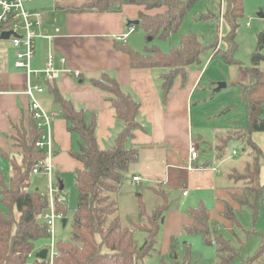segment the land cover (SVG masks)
I'll use <instances>...</instances> for the list:
<instances>
[{
    "label": "trees",
    "instance_id": "obj_1",
    "mask_svg": "<svg viewBox=\"0 0 264 264\" xmlns=\"http://www.w3.org/2000/svg\"><path fill=\"white\" fill-rule=\"evenodd\" d=\"M195 1L91 0L71 10L104 12L119 9L125 4L143 6L144 10L138 16V26L146 34L143 51L133 49L128 44H116V48L129 55L132 68H148L158 72L162 98L166 102L176 78H186L189 66L200 63L201 54L208 48L215 51L218 44L217 39L211 45H204L192 31L182 34L179 44L168 51L155 43L168 40L178 33ZM244 17L245 0H225L223 19L227 31L222 38L225 48L219 47L216 52L238 64L249 75V82L243 86L242 92L247 122L216 133L215 153L216 159L221 161L230 155L231 145L240 142L253 157L243 170L233 169L230 173L233 180L245 183L241 192H233L231 198L239 206L250 208L256 218L261 206L264 210V182L261 180L264 151L252 139L254 132H264V71L260 67L264 63V27L256 35L257 44L251 53L250 65H245L234 58L239 48L237 35L240 20ZM89 81L108 93L106 99L115 109L122 126L114 143L101 148L96 137V113L76 107L70 98L61 94L54 82L48 84L54 102L60 107L58 115L67 121L69 131L79 137L81 145L72 155L83 164L73 172L78 202L72 211L71 238L57 240L60 256L54 260V264H137L156 247L162 217L170 206L169 193L161 184L149 187L162 198V202L149 213L140 194L138 220L131 227L122 225L118 193L127 179L130 165L140 157L139 148L132 142L135 131L147 128L139 117L141 102L130 92L124 91L114 76L103 72L99 78ZM14 128L16 134L12 139L18 152L11 154L0 150V155L9 161L11 167L8 180L0 168L3 204V208L0 207V264H50L47 258H37L36 254L30 256L37 241L50 238L48 227L41 217L48 207V201L42 198L40 189L31 186L33 168L44 165L47 158V152L36 145L43 130L38 127L32 109L27 124L22 123L20 127L14 125ZM58 182L63 188L55 196L56 210L67 218L70 209L61 197L64 182L60 179ZM188 213L192 223L185 226V233L200 235L204 244L215 245L217 264H234L240 254L218 230L219 226L212 225L208 207L200 203L188 208ZM222 215L234 226L241 227L236 208L228 200L224 202ZM136 231L147 234L142 244L135 239ZM259 235L261 244L258 250L248 258H241L240 264H264V229ZM174 246L172 243L171 256ZM191 256L189 244L182 261L174 260L170 264H190Z\"/></svg>",
    "mask_w": 264,
    "mask_h": 264
},
{
    "label": "crops",
    "instance_id": "obj_2",
    "mask_svg": "<svg viewBox=\"0 0 264 264\" xmlns=\"http://www.w3.org/2000/svg\"><path fill=\"white\" fill-rule=\"evenodd\" d=\"M89 1L91 0H54L50 10L42 11L44 20L40 28L41 36L35 39L32 68L44 69L49 53L53 52L55 65L60 70L54 84L63 96L73 101L76 107L96 113V137L101 148L110 147L114 143L122 123L117 119L115 109L106 99L108 93L94 86L89 79L99 78L103 72H107L117 79L124 91L130 92L141 102L139 117L147 130L135 131L132 142L139 148L140 157L137 162L130 165L125 182L140 188L145 185L146 191L157 197L153 199L151 205L145 204L149 213L162 202V198L149 187L161 184L169 193L170 206L161 221L162 241L160 228L158 242L153 251L161 245V253H167L173 261L182 260L190 244L183 242V239L192 237L186 236L188 234L184 230L185 226L192 223L188 208L196 207L200 203L205 204L209 209L212 225L219 226L218 230L221 233L224 229H229L230 225L227 224L229 220L222 215L225 200L235 206L236 212L244 208L231 198V194L239 192L243 184L233 180L230 173L233 169L243 170L248 162H252L253 157L245 149L244 155L237 157L238 152L233 150L228 157L218 161L215 143L213 150L208 154L199 152L195 161L196 169L187 170L189 146L191 141H196L192 117H190V99L199 86L198 81L205 66L202 70H188L186 78L177 77L167 101L164 102L158 72L148 68H132L129 55L116 48V44H128L133 49L143 51L146 36L144 42L143 34L138 32L140 28L138 24H134L135 30L129 34L125 42L117 40L116 36L128 32L129 22L139 20V12L144 10V7L125 4L113 11L71 10ZM248 23L251 26V23ZM263 27L264 18L257 33ZM56 28H59L58 32ZM45 35H52L53 38L49 39ZM15 60L16 50L12 46H9L5 52L0 51V150L11 154L18 152L12 139L16 134L14 125L17 127L22 123L26 125L31 109L30 98L22 93L27 81L26 72L15 67ZM260 67L264 71V63ZM76 72H79V77L76 76ZM245 78L244 80L247 81L246 75ZM31 80L35 83L41 81L36 76H32ZM48 84L45 83L44 92L37 93L36 96L45 110L55 116L53 162L56 165L57 180H63L60 178L62 174L74 172L75 169L83 166L72 155L76 148L79 150L81 143L79 137L69 131L67 121L58 115L60 107L54 102ZM225 130L220 129L216 133ZM261 133L263 132H254L252 139L264 151ZM198 136L200 142H204L205 137ZM134 176H140L142 181L134 182ZM131 193L137 195V203L132 208L129 224L124 222L121 214L122 225L126 227H131L138 220L139 195L145 196L144 193L135 191ZM235 227L233 225L231 229ZM146 237L147 234L144 240ZM172 243L175 245L173 256H171ZM212 246L216 249L215 245ZM212 258L214 255L211 256ZM170 263L164 262V264ZM214 264H217V249Z\"/></svg>",
    "mask_w": 264,
    "mask_h": 264
},
{
    "label": "rangeland",
    "instance_id": "obj_3",
    "mask_svg": "<svg viewBox=\"0 0 264 264\" xmlns=\"http://www.w3.org/2000/svg\"><path fill=\"white\" fill-rule=\"evenodd\" d=\"M53 1L54 0H35L25 5L30 10L45 12L50 10ZM261 11L264 12V0H245V17L240 20V27L237 35L239 48L234 56L235 59L242 61L245 65H250L251 53L254 51L257 44L256 33L261 28L263 21V18L258 15ZM221 16L219 0H196L183 20L178 33L168 40H160L155 43L160 45L165 51H168L170 48L179 44L182 34L192 31L204 45H211L218 39L216 50L219 47L224 49L225 45L222 38L227 31V25L223 19V24L220 27ZM248 22L251 23V26H247ZM138 32L143 34V41L145 42L144 31L138 28ZM9 46H12L10 40L0 39V51L3 50L5 52ZM216 50L214 51L212 48L206 49L200 56V63L191 64L188 68V70H202L205 66L198 81L199 86L193 92L194 94L192 93L193 97L191 96L190 99V117H192L193 122L194 138L196 142L199 143L200 154L205 153V155L208 154L210 150H213V146L216 143L215 133L218 130H225L231 125L245 124L247 122L242 92L243 86L249 82V75L242 71L238 64L226 60L222 54L216 52ZM245 75L247 76V81L244 80L246 79ZM220 83H225L226 86L217 89ZM261 134L264 141V132ZM198 135H203L205 137L204 142H200ZM244 149L245 146L240 142L233 143L230 147L231 152L233 150L238 152L237 157L244 155ZM74 151H78V148ZM202 158L204 157L202 156ZM0 168L8 180L11 175V167L9 161L2 155H0ZM60 178L63 179L65 185L61 197L68 203L70 212L67 215V224L65 226L61 220H57L55 237L56 240H69L71 238L73 222L72 211L77 206L78 191L75 187L73 172L64 173ZM261 180L264 182V165L261 170ZM48 182V178L43 174H32L31 176V186L34 189L38 188L40 191H43L47 187ZM240 182L245 184L243 181ZM145 188V185L140 188L133 186L129 182H125L122 186L118 193V199L120 214H122L125 223L130 221L132 208H134L133 206L137 203V195L132 194L131 191L144 193L145 196L142 197V200L145 204L151 205L153 199L157 198L153 193L147 192ZM239 192H241V188ZM0 207L3 208L1 196ZM237 219L241 228L236 226L232 231L231 227H233V225L231 222L227 221L230 228L224 229L222 232L223 236L230 241L231 245L240 254V257L235 260L234 264H240L241 258H248L258 250L261 244L259 232H262L264 229L263 207H260L256 218L250 208L244 207L241 211L237 212ZM162 234L163 226L160 232L161 241ZM145 235L146 233L144 231H137L135 233V239L139 244L144 242ZM191 236V238L187 237L183 239V242H188L191 245V263L214 264L215 247L204 244L200 235ZM50 243L51 238H44L37 241L34 255L39 249L49 246ZM161 243L162 242H160V244ZM161 251L160 245L156 251H153L137 264H164V262L170 263L173 261L167 253H161ZM212 255H214V258L211 259Z\"/></svg>",
    "mask_w": 264,
    "mask_h": 264
},
{
    "label": "built area",
    "instance_id": "obj_4",
    "mask_svg": "<svg viewBox=\"0 0 264 264\" xmlns=\"http://www.w3.org/2000/svg\"><path fill=\"white\" fill-rule=\"evenodd\" d=\"M33 1L35 0H0V34L5 31L12 32L8 40H10L12 47L16 50L14 65L16 68L24 70L27 76L26 86L22 93L30 98L31 109L34 112L37 125L43 130L41 138L37 141L36 145L47 152V158L44 165L35 166L32 172L33 174L45 175L49 181L45 190L41 191L42 198L48 201V207L43 211L41 217L48 227L51 238L50 245L44 247L48 249L47 259H49L50 264H54V260L60 256L55 237L56 223L57 220H61L63 223V219L65 218L62 212L56 210L55 205V196L60 191V184L58 180H56V165L53 162L55 153L53 123L55 116L45 110L36 94L44 92L45 83L55 82L60 70L55 65L53 52L49 53L44 69L35 70L32 68L31 62L35 54V39L41 36L40 28L44 20V13L42 11H33L26 7V3ZM219 1L222 14L220 18L221 27L223 24L225 0ZM247 25L249 26L250 24L247 23ZM134 30L135 25L130 24L128 32L116 36V39L125 42L129 34ZM56 31L58 32L59 28H56ZM45 36L49 39L53 38L52 35ZM62 61H65V59H62ZM32 76L40 78L41 81L38 83L33 82L31 80ZM76 76H80L79 72H76ZM235 153L234 151V154ZM198 156V143L196 141H191L189 146V160L186 166L187 170L196 169L195 161L198 159ZM133 181L140 183L142 178L140 176H134ZM34 252L35 251H33L30 256H32Z\"/></svg>",
    "mask_w": 264,
    "mask_h": 264
},
{
    "label": "water",
    "instance_id": "obj_5",
    "mask_svg": "<svg viewBox=\"0 0 264 264\" xmlns=\"http://www.w3.org/2000/svg\"><path fill=\"white\" fill-rule=\"evenodd\" d=\"M258 15H259L261 18H264V12H263V11L259 12ZM139 22H140V21L137 19V20H132L131 22H129V24H131V23H132V24H139ZM11 33H12V32H10V31L2 32V33L0 34V39H2V40H8V39L10 38ZM149 39H151V38H149ZM224 86H226L225 83H220L217 89H220L221 87H224ZM60 188L62 189L63 187L61 186ZM66 223H67V218H64V219H63V225L65 226ZM47 253H48V249H47V248H43V249L39 250V251L36 253V257H37V258H40V259H46V258H47Z\"/></svg>",
    "mask_w": 264,
    "mask_h": 264
}]
</instances>
